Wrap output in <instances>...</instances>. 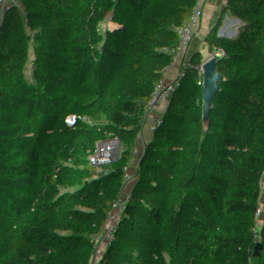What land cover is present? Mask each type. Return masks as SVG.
Wrapping results in <instances>:
<instances>
[{
	"label": "trees",
	"instance_id": "16d2710c",
	"mask_svg": "<svg viewBox=\"0 0 264 264\" xmlns=\"http://www.w3.org/2000/svg\"><path fill=\"white\" fill-rule=\"evenodd\" d=\"M37 0H1L2 46ZM163 0H61L73 43L53 24L0 99V264H100L136 161L165 117L178 57ZM197 117L182 146L201 155L181 183L184 209L162 257L165 193L153 187L113 264H241L264 198V17L257 0H201ZM264 11V9H263ZM253 56L256 59H253ZM85 60L79 89L75 64ZM245 76L236 77L234 70ZM239 95L228 106L230 91ZM241 88H245L243 93ZM255 89L256 99L248 103ZM67 149L72 162L61 163ZM35 249L28 257L27 250ZM248 264H264V231Z\"/></svg>",
	"mask_w": 264,
	"mask_h": 264
},
{
	"label": "crops",
	"instance_id": "0c3cea01",
	"mask_svg": "<svg viewBox=\"0 0 264 264\" xmlns=\"http://www.w3.org/2000/svg\"><path fill=\"white\" fill-rule=\"evenodd\" d=\"M45 0H37V8ZM51 11L46 17L47 23L57 24L62 28L64 38L71 44L73 43L74 27L68 19L60 12L61 0H50ZM201 0H182L174 7H168L164 13L161 12V23L165 24L173 31V40L175 51L178 57L179 74L185 76V82L180 90L173 117L168 123L162 138V148L157 165L147 176L145 183L141 186L138 194L123 205L125 214H134L138 212L149 196L153 187L160 184L166 193L171 190L173 184L168 182L164 176V171L168 165L178 157L177 168L182 170H193L197 167L201 155L189 146H182L185 140L190 124L189 117L197 110L199 96V82L196 80L198 69L196 63L199 60L201 34L191 35L189 32V17L199 15V4ZM32 23L24 26L25 37L30 34ZM25 39L20 40L17 45L12 47V54L2 57L0 61V99L5 92L10 77L17 70V63ZM72 162L75 158L71 155ZM264 216V198L259 205L257 218ZM128 235H123L110 243H105L101 249L102 261L100 264H113L112 258L122 249Z\"/></svg>",
	"mask_w": 264,
	"mask_h": 264
},
{
	"label": "built area",
	"instance_id": "2783aa9c",
	"mask_svg": "<svg viewBox=\"0 0 264 264\" xmlns=\"http://www.w3.org/2000/svg\"><path fill=\"white\" fill-rule=\"evenodd\" d=\"M182 0H163L160 12L164 13L168 7H174L181 3ZM51 2L50 0H45L38 8H37V1L33 4L31 7V10L24 15H21L19 17V25L17 29L14 31L12 36L7 39L6 44L2 46L3 50V56L12 54L11 49L15 45L18 44L20 40L25 39L24 44L21 49L20 56L17 63V69H25V59L28 57H32L37 52V47L39 43L43 40L44 35L46 31L51 27V24L47 23L46 17L48 16V13L51 11ZM200 14L198 15L201 22H202V11H201V3L199 4ZM32 23V30L30 34H28L26 37L24 35V26L27 23ZM264 30H261V33H263ZM253 59L255 60L256 57L253 56ZM201 58L196 63V68L198 69V74L196 76V80L200 81V68H201ZM179 65L176 67V73L174 76V80L171 83L168 93L166 102L164 105V113L165 117L163 118L162 122L160 123L159 129L157 131V134L155 135L154 140L151 142L148 151L138 160L136 161V166L138 169V176L137 178L131 183L133 190L129 198H127L124 201V204H126L129 200L134 198L141 186L143 185L144 180L147 178V176L150 174V172L155 168L158 161V155L162 148V138L164 131L166 130L169 121L174 115L176 104L178 101V96L180 93L181 88L184 85L185 82V76H182L178 72ZM233 75L236 77H242L245 76V74H242V72L238 69L233 71ZM83 85L79 84V89H82ZM236 88L230 91L229 95V101L228 106L230 108H233L235 105V102L238 100L239 95L236 93ZM245 91V88H241L240 92L243 93ZM197 117V111L195 110L191 116L189 117V124L192 125ZM183 188V184L181 183H174L171 189L180 190ZM160 202V200H159ZM142 207V206H141ZM141 209V208H140ZM139 212V211H138ZM138 212L134 214H125L124 212H120L117 214L113 221L112 225L110 227V230L107 235L106 243H110L113 240L117 239L120 236L128 235L133 223L138 217ZM158 217L162 218V211L158 214ZM264 231V216H261L255 220V222L252 225V230L246 240V242L243 245V259L241 261V264H248V262L252 259L253 256L256 255V243L257 238L261 232ZM35 254V249L30 248L27 250L28 257H32ZM122 252L121 250L112 258V261L121 256Z\"/></svg>",
	"mask_w": 264,
	"mask_h": 264
},
{
	"label": "water",
	"instance_id": "95a60500",
	"mask_svg": "<svg viewBox=\"0 0 264 264\" xmlns=\"http://www.w3.org/2000/svg\"><path fill=\"white\" fill-rule=\"evenodd\" d=\"M257 8L261 17H264V0H257ZM189 32L191 35H199L202 32V22L198 15H191L188 20ZM77 78L83 86L88 83V67L85 60L75 64ZM259 90L255 89L248 103L253 102L258 96ZM177 190L171 189L160 198L162 207V257L166 261L169 257V244L172 240V233L180 223L179 216L184 209L177 204Z\"/></svg>",
	"mask_w": 264,
	"mask_h": 264
},
{
	"label": "rangeland",
	"instance_id": "374dc122",
	"mask_svg": "<svg viewBox=\"0 0 264 264\" xmlns=\"http://www.w3.org/2000/svg\"><path fill=\"white\" fill-rule=\"evenodd\" d=\"M0 2H1V0H0ZM159 156H160V153H159V155H158V158H159ZM158 158H157V159H158ZM70 160H71L70 149H67V150L65 151V153H63V154L61 155L60 161H61L62 164H64L65 162H69ZM145 180H146V179H145ZM145 180H144L143 184L145 183ZM140 189H141V188H140Z\"/></svg>",
	"mask_w": 264,
	"mask_h": 264
}]
</instances>
